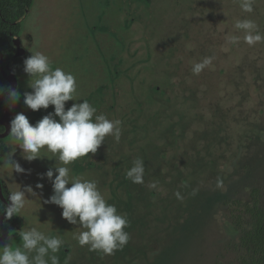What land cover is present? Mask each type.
I'll return each mask as SVG.
<instances>
[{
  "label": "rangeland",
  "instance_id": "obj_1",
  "mask_svg": "<svg viewBox=\"0 0 264 264\" xmlns=\"http://www.w3.org/2000/svg\"><path fill=\"white\" fill-rule=\"evenodd\" d=\"M253 7L243 11L241 0H33L18 36L25 59L41 52L53 70L74 74L75 100L66 110L87 100L96 115L123 122L119 143L108 135L97 153L68 167L74 177L97 180L107 202L127 215L130 240L113 255L81 247L74 237L85 229L46 203L53 186L41 174L63 166L58 155L45 148L29 162L10 136L6 155L15 152L26 171L0 169V179L9 191L30 185L35 192L26 193L19 231L36 227L61 238L60 264H246L231 223L236 202L257 197L264 210V41L249 46L235 23L251 19L264 33V0ZM205 57L212 64L193 74ZM14 69L21 95L6 104L13 118L24 113L34 125L54 106L28 108L31 77L24 65ZM138 157L143 184L126 178ZM21 243L18 237L12 246Z\"/></svg>",
  "mask_w": 264,
  "mask_h": 264
},
{
  "label": "clouds",
  "instance_id": "obj_2",
  "mask_svg": "<svg viewBox=\"0 0 264 264\" xmlns=\"http://www.w3.org/2000/svg\"><path fill=\"white\" fill-rule=\"evenodd\" d=\"M254 3L255 0H241V8L251 13ZM235 28L244 33L243 41L249 46L264 41V33L258 30L251 19L237 20ZM239 42V36L229 38V43L238 45ZM32 53L23 61L24 71L31 77L29 86L32 89L31 92L23 93V102L33 111L48 109L52 105L54 112H49L34 125L24 113H17L11 120L10 136L22 150L23 158L29 162L40 158L41 150L45 148L58 155V161L63 166L55 165L54 169L49 168L46 173L41 174V179L46 176L53 186L54 194L46 203L59 206L63 218L85 229L74 237L81 247L88 246L89 251L113 255L130 240V234L125 230L129 226L127 215L119 212L115 204L107 202L97 180L74 177L68 166L89 153H97L108 135L119 143L123 122L119 119L110 120L105 114L96 115L97 109L87 100L74 103L66 110V102L75 100L76 77L60 67L53 70L51 61L45 54ZM213 59L214 57H205L194 63L193 74L199 75L212 64ZM20 95L16 90L9 89L10 104L17 103ZM14 153L9 152L0 157V169L24 173L26 170L13 159ZM144 173V161L138 157L127 170L126 178L134 184H143ZM220 184L222 181L218 180V185ZM36 187L42 188L43 185L37 184ZM149 187L155 188L156 184L152 183ZM26 193L35 195L30 185L15 191L10 189L9 203L2 208L7 219L19 215L25 208ZM175 195L178 199H183L179 191ZM18 235L22 242L20 246L13 248L10 235L11 242L0 247V264H60L56 253L64 245L61 238L46 235L36 227L23 228Z\"/></svg>",
  "mask_w": 264,
  "mask_h": 264
},
{
  "label": "trees",
  "instance_id": "obj_3",
  "mask_svg": "<svg viewBox=\"0 0 264 264\" xmlns=\"http://www.w3.org/2000/svg\"><path fill=\"white\" fill-rule=\"evenodd\" d=\"M33 5V0H0V50L4 56V66L8 61L17 68L24 65L25 57L14 58L15 47L13 38L18 37L22 31V22L27 17L29 9ZM10 84L4 78L0 69V94L7 92ZM18 90V89H17ZM8 97L0 101V118ZM4 132V127L0 125V134ZM8 138L0 139V157L7 153L6 142ZM5 203L0 198V217L2 216ZM232 216V236L236 238L239 248L245 253L246 264H264V210L259 205V200L254 197L251 202H236ZM22 226V219L16 215L4 221V227L8 229L12 238V245L18 239L19 228ZM2 230L0 228V236ZM8 238L0 242V247L11 241Z\"/></svg>",
  "mask_w": 264,
  "mask_h": 264
},
{
  "label": "water",
  "instance_id": "obj_4",
  "mask_svg": "<svg viewBox=\"0 0 264 264\" xmlns=\"http://www.w3.org/2000/svg\"><path fill=\"white\" fill-rule=\"evenodd\" d=\"M13 44L15 47V54L14 58L19 57H25L26 56V50L23 47L22 40L19 37L13 38ZM0 69L4 76V78L7 80V82L10 84L11 90L18 89V76L16 74V71L14 67L12 66V62L8 61L4 66V56L2 54V51L0 50ZM8 97V91L5 93L0 94V101ZM13 119V114L11 112V109L9 107L4 108L2 117L0 118V125H2L5 128V131L0 134V139H5L10 136V124L11 120ZM3 190H6V196L3 194ZM10 194V191L7 189V186L2 180L0 179V198L7 206L9 203L8 196ZM6 216L3 213L0 217V228L2 230V235L0 236V242L5 241L9 236V231L7 228L4 227V221L6 220ZM66 253L70 251V249L66 248Z\"/></svg>",
  "mask_w": 264,
  "mask_h": 264
},
{
  "label": "flooded vegetation",
  "instance_id": "obj_5",
  "mask_svg": "<svg viewBox=\"0 0 264 264\" xmlns=\"http://www.w3.org/2000/svg\"><path fill=\"white\" fill-rule=\"evenodd\" d=\"M4 131H5V128H4ZM3 194H4V196H6V190H3Z\"/></svg>",
  "mask_w": 264,
  "mask_h": 264
}]
</instances>
